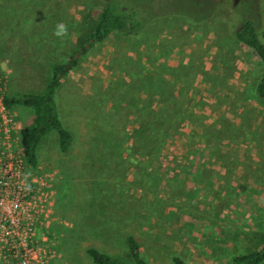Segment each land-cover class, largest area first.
I'll list each match as a JSON object with an SVG mask.
<instances>
[{
  "label": "rangeland",
  "instance_id": "374dc122",
  "mask_svg": "<svg viewBox=\"0 0 264 264\" xmlns=\"http://www.w3.org/2000/svg\"><path fill=\"white\" fill-rule=\"evenodd\" d=\"M103 1L148 20L81 51ZM245 20L264 41V0H0V99L42 93L76 58L55 95L72 146L52 131L26 165L51 193V264H93L91 247L134 264L130 235L148 264H223L264 241L263 68L234 39ZM8 110L31 124L32 108Z\"/></svg>",
  "mask_w": 264,
  "mask_h": 264
},
{
  "label": "trees",
  "instance_id": "16d2710c",
  "mask_svg": "<svg viewBox=\"0 0 264 264\" xmlns=\"http://www.w3.org/2000/svg\"><path fill=\"white\" fill-rule=\"evenodd\" d=\"M105 3L98 18L92 21L86 29L85 38L82 41L81 51L87 52L95 44L103 42L108 35L119 32L125 35L137 33L148 18H137L133 9L130 11L122 9L116 3ZM209 2H206L207 5ZM234 39L237 42L251 48L259 57L262 64V75L253 86V99L264 102V41L259 35L253 22L245 20L241 27L234 30ZM76 64L75 56H71L67 63L52 67L51 76L44 90L40 94L24 93L16 97L3 98L7 109L12 106L32 108L34 116L31 124L20 131V142L24 154L25 164L31 168L37 165L36 148L40 140L50 132H55L58 137V148L61 153L66 154L70 150L73 137L68 132L58 115L55 95L62 84V80L68 75ZM134 264H148L142 257L139 245L133 236L126 238ZM87 255L93 264H121L120 259L110 256L96 248H88ZM264 262V241L253 250L235 256L231 261L223 264H261ZM172 264H186L180 257L172 258Z\"/></svg>",
  "mask_w": 264,
  "mask_h": 264
},
{
  "label": "built area",
  "instance_id": "2783aa9c",
  "mask_svg": "<svg viewBox=\"0 0 264 264\" xmlns=\"http://www.w3.org/2000/svg\"><path fill=\"white\" fill-rule=\"evenodd\" d=\"M20 131L0 99V264H51V193L45 176L27 173Z\"/></svg>",
  "mask_w": 264,
  "mask_h": 264
},
{
  "label": "clouds",
  "instance_id": "9594fccd",
  "mask_svg": "<svg viewBox=\"0 0 264 264\" xmlns=\"http://www.w3.org/2000/svg\"><path fill=\"white\" fill-rule=\"evenodd\" d=\"M54 35L61 40L67 37L69 35V29L67 25L64 24L63 22L57 23L55 30H54ZM5 64H7V61H5Z\"/></svg>",
  "mask_w": 264,
  "mask_h": 264
}]
</instances>
